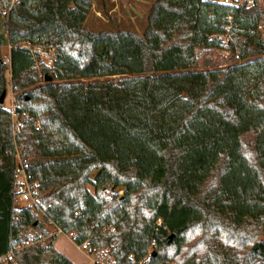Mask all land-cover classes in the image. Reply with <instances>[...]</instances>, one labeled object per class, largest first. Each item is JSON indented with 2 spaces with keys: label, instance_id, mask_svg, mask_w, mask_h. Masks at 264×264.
Masks as SVG:
<instances>
[{
  "label": "trees",
  "instance_id": "obj_1",
  "mask_svg": "<svg viewBox=\"0 0 264 264\" xmlns=\"http://www.w3.org/2000/svg\"><path fill=\"white\" fill-rule=\"evenodd\" d=\"M92 6L20 0L0 20V95L10 70L28 114L16 131L0 105V256L75 264L57 234L38 242L49 221L92 252L114 246V264H264V7H240L225 46L214 2L156 0L142 36L91 32ZM23 43L54 49L53 64ZM217 49L245 62L211 69ZM17 146L43 219L16 205ZM29 227L42 236L27 244Z\"/></svg>",
  "mask_w": 264,
  "mask_h": 264
},
{
  "label": "rangeland",
  "instance_id": "obj_2",
  "mask_svg": "<svg viewBox=\"0 0 264 264\" xmlns=\"http://www.w3.org/2000/svg\"><path fill=\"white\" fill-rule=\"evenodd\" d=\"M93 6L91 12L85 22V27L91 32H103L111 31L115 32L117 30H129L135 32L136 34L142 36L144 35L147 26L148 19L152 9L153 4L156 0H91ZM0 29L3 31V25L0 24ZM262 31L264 32V25L261 26ZM199 51V50H198ZM3 53L6 58H9L10 45L6 44L3 46ZM234 55L229 50L217 49L214 53L211 54L212 63L210 64L211 69H222L230 64L242 63L244 60L238 61L233 57ZM44 60H48L47 56H42ZM40 63L47 64L46 62L39 61ZM208 68L203 59L200 60L198 68L195 70H204ZM8 82H7V94L3 106L6 108H11L16 102L17 94L12 91V85L10 84V70L7 72ZM123 76H112L109 78H94V79H85L87 83L94 80H104V79H114L115 81L119 80ZM45 82V80H44ZM43 82V83H44ZM21 105V104H20ZM22 107V105H21ZM28 114L25 112L19 117H13V122L15 124L16 131L18 126L22 125ZM17 155L24 157L25 151L17 146ZM28 161H31V158L27 157ZM93 172V177H94ZM90 191L94 192V187L89 186ZM115 193L123 194L124 188L120 187ZM23 203L17 201V207H21ZM43 219V216H40ZM43 221V220H42ZM44 229L49 233L46 238L41 237L42 231H39L33 227H29L22 231V236L27 244L34 240L36 237H41L38 240L39 243L44 245L48 244L51 240L52 235L57 234V238L54 242V247L67 256L75 264H95L96 262H101L103 264H114L115 257L112 256V251L114 246L103 247L101 249L95 250L92 253L87 249L80 248L79 245L73 240V234L66 233H56L58 231L57 226L51 222H44ZM264 236H261L263 238ZM30 244V243H29ZM21 248V247H20ZM146 264H150L149 256H146L143 260ZM170 264H177V261H172Z\"/></svg>",
  "mask_w": 264,
  "mask_h": 264
},
{
  "label": "built area",
  "instance_id": "obj_3",
  "mask_svg": "<svg viewBox=\"0 0 264 264\" xmlns=\"http://www.w3.org/2000/svg\"><path fill=\"white\" fill-rule=\"evenodd\" d=\"M20 0H0V20L8 18L15 6L19 3ZM210 2H214L219 5V8L216 12V17L220 20L224 21V30L220 33H216L212 35V38L220 39L225 46H228L230 43L234 41L232 33L235 30H238V23L236 21L237 11L240 7L246 6L251 7L255 5H260L264 7V0H206ZM261 28V27H260ZM262 37L264 39V32L262 33ZM23 47L30 48L27 43L22 44ZM35 56L39 57L38 61L46 62L49 65H52L55 58V51L52 48H42L35 47L30 48ZM46 55L48 60H44L42 56ZM18 105L14 104L11 108H9L13 114V117L18 116L16 113V108ZM16 132V131H15ZM28 159L21 157V155L17 158L18 167L15 175V191H16V199L20 201L22 204L21 207H30L34 209L39 216L44 215L43 208L41 207L40 200V190L37 182L31 181L26 171V165L28 163ZM158 224H161V220L158 221ZM58 231L56 233L62 232V230L57 227ZM155 241H153V244ZM80 248L87 249L92 253L91 246L84 242L79 245ZM152 251V248L151 250ZM149 251V253H150ZM15 251H9L6 254L0 256V264H18L17 260L14 257ZM103 264V263H102ZM139 264H146L141 261Z\"/></svg>",
  "mask_w": 264,
  "mask_h": 264
},
{
  "label": "water",
  "instance_id": "obj_4",
  "mask_svg": "<svg viewBox=\"0 0 264 264\" xmlns=\"http://www.w3.org/2000/svg\"><path fill=\"white\" fill-rule=\"evenodd\" d=\"M52 78L50 76H46L45 77V81H51ZM6 94H7V90H4L2 92V94L0 95V105H3L4 101H5V97H6Z\"/></svg>",
  "mask_w": 264,
  "mask_h": 264
},
{
  "label": "crops",
  "instance_id": "obj_5",
  "mask_svg": "<svg viewBox=\"0 0 264 264\" xmlns=\"http://www.w3.org/2000/svg\"><path fill=\"white\" fill-rule=\"evenodd\" d=\"M60 233H63V232H60Z\"/></svg>",
  "mask_w": 264,
  "mask_h": 264
}]
</instances>
